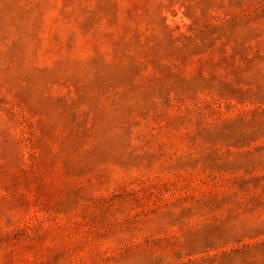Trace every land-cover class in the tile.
Masks as SVG:
<instances>
[{"label": "rangeland", "instance_id": "1", "mask_svg": "<svg viewBox=\"0 0 264 264\" xmlns=\"http://www.w3.org/2000/svg\"><path fill=\"white\" fill-rule=\"evenodd\" d=\"M0 264H264V0H0Z\"/></svg>", "mask_w": 264, "mask_h": 264}]
</instances>
